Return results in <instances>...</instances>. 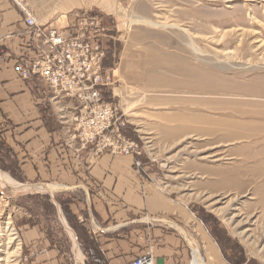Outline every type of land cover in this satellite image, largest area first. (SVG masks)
Here are the masks:
<instances>
[{
  "label": "rangeland",
  "instance_id": "374dc122",
  "mask_svg": "<svg viewBox=\"0 0 264 264\" xmlns=\"http://www.w3.org/2000/svg\"><path fill=\"white\" fill-rule=\"evenodd\" d=\"M66 1L81 7L73 21L93 13L103 22L104 66L114 78L104 98L128 122L122 133L141 150L136 165L163 169L168 197L187 205L230 264H264V2L44 0L41 7ZM68 101L74 118L79 104ZM74 134L97 156H119ZM7 170L0 161V171L25 184ZM13 190L0 182V264H77L61 208L45 193ZM38 224L47 238L34 235ZM76 239L84 264H96Z\"/></svg>",
  "mask_w": 264,
  "mask_h": 264
},
{
  "label": "crops",
  "instance_id": "0c3cea01",
  "mask_svg": "<svg viewBox=\"0 0 264 264\" xmlns=\"http://www.w3.org/2000/svg\"><path fill=\"white\" fill-rule=\"evenodd\" d=\"M24 1L43 23L62 31L73 23L70 13L81 8L66 1L49 11L41 7L44 0ZM24 18L13 0H0V45L7 53L0 70V161L7 172L46 188L38 194L45 193L54 210L61 208L93 263L124 264L151 248L155 264H193L198 248L205 264H230L187 205L168 197L161 167L81 148L73 131L76 103L17 74L21 54L33 56ZM34 235L47 238V229L38 224Z\"/></svg>",
  "mask_w": 264,
  "mask_h": 264
},
{
  "label": "built area",
  "instance_id": "2783aa9c",
  "mask_svg": "<svg viewBox=\"0 0 264 264\" xmlns=\"http://www.w3.org/2000/svg\"><path fill=\"white\" fill-rule=\"evenodd\" d=\"M24 11L31 37L32 54L24 53L15 71L24 80L43 81L56 96L78 102L73 118L74 131L82 143L96 146L97 152H111L138 158L141 150L128 140L122 129L128 124L119 110L105 100V91L114 85L105 69L106 51L102 20L93 13L77 14L68 32L49 27L33 13L24 0H14ZM7 64V53L0 45V70ZM137 166H140L137 162ZM124 264H155L153 250Z\"/></svg>",
  "mask_w": 264,
  "mask_h": 264
},
{
  "label": "bare ground",
  "instance_id": "6f19581e",
  "mask_svg": "<svg viewBox=\"0 0 264 264\" xmlns=\"http://www.w3.org/2000/svg\"><path fill=\"white\" fill-rule=\"evenodd\" d=\"M249 2H252V1H261V2H264V0H248ZM135 21H140V22H145L147 23L148 25H151V26H154L155 23L154 22H151L149 20H146V19H139V20H135ZM214 29V28H213ZM7 180L11 186L13 187V191L15 193V195L17 196H21L25 193H29L32 189L36 190L35 188H37L38 190L40 189L39 187H34V186H31V185H26V184H20L18 183L17 181H15L12 177H10V175L8 174H5L3 173L2 171H0V182L2 180ZM48 187V186H47ZM44 188V187H43ZM42 188V190H43ZM61 188V187H60ZM46 189V188H44ZM49 189L51 190H54L57 188L55 187H50ZM62 189V188H61ZM41 190V191H42ZM59 190V189H58ZM45 192V190H43ZM55 191V190H54ZM60 191V190H59ZM63 220H64V217H63ZM65 221V220H64ZM67 225V224H65ZM67 227V226H66ZM69 228V227H68ZM66 229V228H65ZM70 233H71V236L74 240V243H75V255H76V258H77V264H84V259H83V256H82V253H81V250H80V247L78 245V242H77V239H76V235L74 234V232L72 230H70ZM194 259H193V264H205V261L203 259V257L200 255V251L198 250V248H194ZM0 262L2 263L3 260L0 259Z\"/></svg>",
  "mask_w": 264,
  "mask_h": 264
},
{
  "label": "water",
  "instance_id": "95a60500",
  "mask_svg": "<svg viewBox=\"0 0 264 264\" xmlns=\"http://www.w3.org/2000/svg\"><path fill=\"white\" fill-rule=\"evenodd\" d=\"M34 187H37V186H34ZM36 190H34V189H32L31 191H30V193H32V192H37L38 191V189L37 188H35ZM41 190V188L39 189V191ZM68 229H70V228H68Z\"/></svg>",
  "mask_w": 264,
  "mask_h": 264
}]
</instances>
